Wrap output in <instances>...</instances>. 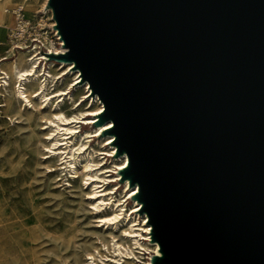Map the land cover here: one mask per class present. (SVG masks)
Instances as JSON below:
<instances>
[{
  "label": "water",
  "instance_id": "water-1",
  "mask_svg": "<svg viewBox=\"0 0 264 264\" xmlns=\"http://www.w3.org/2000/svg\"><path fill=\"white\" fill-rule=\"evenodd\" d=\"M48 6L66 47L50 57L78 68L126 150L152 264H264V0Z\"/></svg>",
  "mask_w": 264,
  "mask_h": 264
},
{
  "label": "rangeland",
  "instance_id": "rangeland-1",
  "mask_svg": "<svg viewBox=\"0 0 264 264\" xmlns=\"http://www.w3.org/2000/svg\"><path fill=\"white\" fill-rule=\"evenodd\" d=\"M44 3L45 0H0V17L3 22L0 24V57L8 56V59L0 61V69H6L7 63L20 55L24 58L31 56L25 51L16 52L15 57L10 56L11 51L5 53V50L11 49L9 34L16 25L13 14L5 11L19 6L30 21H41L40 24H44L46 28L53 27L52 23L55 21L51 11L44 9ZM58 44H62L60 39ZM51 62L56 65L55 72L65 71L62 78L66 80L60 82L58 88L69 90L62 103L68 116L79 111L89 112L97 107L103 108L99 97L91 94L88 81L82 83L78 79V71L67 73L69 65L64 63L68 62L63 58ZM51 62L47 66L41 65L45 71L49 69ZM2 89L0 86L1 91ZM8 94L0 96V264H84L92 261L87 259L89 253L93 254L96 264L153 263L157 249H160L159 242L152 241L153 222L148 219L146 207L141 209L145 204L137 196L131 197L137 190L129 194L133 185L120 179L119 166L123 163V155L113 156L108 152L113 147L115 152L117 149L118 144L111 142L114 132L108 131L98 136L105 129L94 134L100 125L91 126L92 122L82 124L79 121L66 124V127L77 131V138L72 141L77 143L75 147L80 148L82 142L87 141L86 151L93 148L98 150L94 159L100 161L106 171L101 174L97 170L90 172L93 175L97 172L107 179L101 185L104 183L102 189L111 191L105 197L111 206L107 204L101 211L91 210L93 203L98 204L100 199L95 201V198H89L87 192H91L92 196L98 195L101 187L98 188V185L91 182L84 184L86 180L83 178L86 176L75 177L68 162L61 164L58 157H50L52 153L49 152V147L52 144L48 133L51 130L47 128L49 123L46 119L51 117L48 111L54 106L46 105L45 102L40 104L41 111L46 112L45 118H41L37 107L24 102L21 103L20 113H17L16 104L11 102ZM70 96H73V100ZM33 100L40 101L37 97ZM7 102H10L9 107H6ZM80 103L81 106L78 107ZM83 117L80 120L87 122L85 119L91 116ZM76 166L81 172L84 171V165L77 163ZM116 173H119L117 180L114 177ZM117 203L123 204L121 210ZM101 204L103 203H99L103 207L104 204ZM115 212L122 213L117 226L100 221L99 216H113ZM131 220H134L132 225L129 224ZM123 229L132 231L136 236L123 233ZM117 234H122L125 238V247H122L124 253L115 245L118 238L113 235ZM137 238L140 244L135 243L134 239ZM159 254L162 255L160 250ZM119 258L121 259L118 260ZM161 261L158 260L157 263Z\"/></svg>",
  "mask_w": 264,
  "mask_h": 264
},
{
  "label": "bare ground",
  "instance_id": "bare-ground-1",
  "mask_svg": "<svg viewBox=\"0 0 264 264\" xmlns=\"http://www.w3.org/2000/svg\"><path fill=\"white\" fill-rule=\"evenodd\" d=\"M44 9L47 11H51L50 7L48 6V0H45L44 3ZM24 15V14H23ZM24 19L27 20L29 19L27 16L24 15ZM55 21V20H54ZM2 22V19L0 17V24ZM41 23V21H39V24ZM3 24V22H2ZM54 24L56 23H52V25L54 26ZM55 29V28H53ZM58 34V33H57ZM62 42L61 45L59 46H53L54 49L56 50L57 54H61L63 52H65L66 47L63 44V41L61 38H59ZM8 59V56L5 57V60ZM4 61V60H2ZM1 61V62H2ZM64 61L68 62V63H64L66 65H69V68L67 70V73L69 72H74V71H78L79 75L80 71L78 70V68H76V66H72L73 62H69L67 60L64 59ZM62 62V61H61ZM63 63V62H62ZM7 68H1L0 69V86H2V91L0 90V96L6 93H9V99L11 100L12 103L16 104V108L15 111L17 113H20L21 111V103H29V105L31 106H35L37 107V109L40 111L41 114V118H45L44 116V112L41 111V109L39 108L40 104H42L43 102L46 103V105H50L51 107L54 106L53 109L49 110L48 112L50 113V118L46 119V122L49 123L47 128H50L51 132L48 133L49 137L48 139L51 140V144L52 146L49 147V152L52 153L50 157H58L61 162V164H66L67 162L71 165V168L73 169L71 172L74 174L75 177L77 176H86L85 178H83L85 181L84 184H89L91 183H95L96 185H98L97 187H101L99 190L100 194L98 195H91V192H87L89 194V198H95V201L97 199H100L99 203H103L104 205L109 204L111 206L110 203L107 202V198H105L107 195L111 194L110 192H107L108 189L104 188L102 189V187H104V183L101 185V183L103 181H106V178H103L100 174L104 171V168L102 167V163L100 161H96L94 158L95 156L98 154V150L96 149H92L91 151H86L87 150V145L88 142L87 141H83L82 144L80 145V148H76V144L77 143H73L72 141L77 138L76 134H75V129H72L70 127H66V124H70L73 122H78L80 120V118H84L83 116L85 115H90V118H87L85 120H87V122H97L96 125H100L99 127L96 128L95 133L94 134H98L102 128H105L104 130H102V134L104 133V131H107V129H110L111 127L113 128L114 126L109 127L111 124V119L108 118L106 120H104L102 123H99L102 119L98 118V115H100L102 113V107H97L96 109H92V111H79L77 114H74L72 116H68L65 111L63 110L62 107V103H64L65 101V97L69 94V90L67 89H59V83L66 80L65 78H62V76L65 74V71H61V72H55L56 70V65L53 64L51 62V64L49 65V69L47 71H45L46 69L43 68V66H41L42 64L39 62L37 64V61L35 60V56H33V54H31V56L29 58H24L22 55H20L18 58L10 61L9 63H7ZM45 65V64H44ZM59 67H57L58 70ZM61 68V67H60ZM78 76L76 75L75 78H77ZM80 80H82L81 78H78ZM78 81V80H76ZM85 82V81H84ZM83 83V82H82ZM33 88H35L34 90H32ZM3 93V94H2ZM91 94L93 95V92H91ZM96 96V95H94ZM39 98V102H36L33 100V98ZM70 99L73 100V96H70ZM100 99V98H99ZM102 102V101H101ZM103 103V102H102ZM10 106V102H7L6 107ZM81 106V103L78 104V107ZM50 107V108H51ZM78 110H80V108H78ZM33 113V112H31ZM96 117L98 118V120H96ZM111 120L110 122H108L107 125H104L107 121ZM104 125V126H103ZM89 132V131H88ZM113 133V132H112ZM90 134V133H89ZM92 134V136L94 135ZM99 135V134H98ZM114 135V133L112 134ZM112 137V136H111ZM85 138V137H84ZM110 139H108V141H110ZM113 144L116 145V139H114ZM62 144L61 146H58ZM81 149V150H80ZM115 147H113V149L110 151H108L110 154H113L118 156L119 154L123 155V163L122 165L119 166V172L121 173L123 170V168H128V156L126 153V150H122L119 151L120 148L118 150H116V153L114 151ZM126 154V155H125ZM85 158V159H82ZM89 158V159H87ZM83 160V161H82ZM83 162V163H82ZM79 163L81 165H84V171H80L76 164ZM124 166V167H122ZM122 167V168H121ZM97 170V172H99L100 174H96L93 175L91 174L90 171H94ZM115 171V170H114ZM118 171V170H117ZM85 172V173H84ZM122 175V177L120 178L121 180L125 179L126 183H130L129 181L132 180V176L125 171L124 174H120ZM119 173H116L115 180L118 179ZM133 185L132 189L129 191V194L134 193L137 190V194L134 193L131 195L132 198H136V196L140 193V191H138V181H135L133 183L130 184V186ZM129 186V187H130ZM127 187V184H126ZM112 193H114V191H112ZM96 203H93V209H96L97 211H101L102 207ZM139 203H141L139 201ZM122 205L121 203H117V207H120V210L122 209ZM140 205V204H139ZM138 206H136L134 209H138ZM145 205L142 206V210L144 209ZM106 209V208H105ZM119 209V208H118ZM92 210V209H91ZM121 212V211H120ZM122 215V213H117L115 212L112 215H107V216H99L100 221H103L105 224H115V226H117L118 222L120 221V216ZM147 218V217H146ZM134 220L130 221V225H132ZM150 221V219H149ZM148 221V223H149ZM150 224V223H149ZM147 227V231L149 228V225L146 226ZM155 228V227H154ZM123 233L130 235V236H136V234H132V231H128L127 229H123L122 230ZM153 239L152 241H160L159 238L156 235V230L153 229ZM148 237H150V235L147 234ZM114 238H118L115 241V245L119 247V249L121 250L122 253V247L124 246V241L125 238L123 237L122 234H117V235H113ZM157 239V240H156ZM135 243L140 244L137 240H135ZM158 245V244H157ZM163 247V246H162ZM126 250H129V248H126ZM159 250L161 249H157V255L159 254ZM163 251V248H162ZM180 255V254H179ZM163 256H165V252H163ZM184 260L186 258V256L180 255ZM87 259L92 260L88 263H84V264H96L95 262V258L93 256V254L89 253ZM121 258H119L118 260H120ZM187 262V260H186ZM150 263V262H148ZM188 263V262H187ZM83 264V263H81ZM152 264V262H151ZM171 264V263H168ZM190 264V263H188Z\"/></svg>",
  "mask_w": 264,
  "mask_h": 264
},
{
  "label": "built area",
  "instance_id": "built-area-1",
  "mask_svg": "<svg viewBox=\"0 0 264 264\" xmlns=\"http://www.w3.org/2000/svg\"><path fill=\"white\" fill-rule=\"evenodd\" d=\"M5 12H11L16 22L9 34L11 49L5 50V53L11 51L10 56L15 57L16 52L25 51L35 56L37 64L40 62L46 66L51 61H57V59L50 57V54H57L53 46L60 45L58 44L60 36L56 34L58 33L57 30H53L52 26L46 28L44 24L41 25L38 21L25 20L23 10L19 6ZM4 57L6 56L0 57V61L5 60Z\"/></svg>",
  "mask_w": 264,
  "mask_h": 264
}]
</instances>
